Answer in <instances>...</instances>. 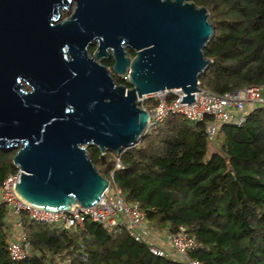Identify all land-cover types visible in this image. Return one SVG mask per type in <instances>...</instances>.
<instances>
[{"label": "water", "instance_id": "obj_1", "mask_svg": "<svg viewBox=\"0 0 264 264\" xmlns=\"http://www.w3.org/2000/svg\"><path fill=\"white\" fill-rule=\"evenodd\" d=\"M213 34L187 0H0V151H14L17 196L55 213L101 201L110 181L86 148L103 158L141 142L144 95L179 89L192 103ZM126 74L129 88L114 80Z\"/></svg>", "mask_w": 264, "mask_h": 264}, {"label": "trees", "instance_id": "obj_2", "mask_svg": "<svg viewBox=\"0 0 264 264\" xmlns=\"http://www.w3.org/2000/svg\"><path fill=\"white\" fill-rule=\"evenodd\" d=\"M187 1L205 8L214 27L203 49L211 63L199 77L200 88L222 96L264 86V0ZM116 82L129 88L126 80ZM207 121L171 114L118 157L106 152L101 158L94 146L86 151L124 201L139 205L154 234L185 229L195 243L191 259L264 264V104L250 108L240 127L222 124L213 142L205 135ZM13 155L0 151V185L16 171ZM21 229L28 257L13 260L8 244L15 228L0 202V264H184L153 255L145 239L135 241L124 228L107 233L88 219L82 229L64 230L23 213Z\"/></svg>", "mask_w": 264, "mask_h": 264}, {"label": "built area", "instance_id": "obj_3", "mask_svg": "<svg viewBox=\"0 0 264 264\" xmlns=\"http://www.w3.org/2000/svg\"><path fill=\"white\" fill-rule=\"evenodd\" d=\"M193 93L192 103H180L185 94L179 90H170L144 95L138 98V107L149 116L148 129H157L163 120L171 114L179 115L189 122L208 121L205 123V135L213 142L222 124H232L240 127L245 120L247 111L255 105L264 104V86L248 87L234 93L217 96L200 88ZM115 168L119 169L117 162ZM20 171L9 174L0 185V202L5 204L15 220V226L20 230L17 238L8 244V253L13 260H23L28 257L29 243L21 229V214L40 224L56 226L60 229L83 228L85 219L100 225L107 233H114L118 228H124L135 241L146 240L149 251L156 256H173L184 264H199L188 256L195 246L185 229L180 226L172 232H165L164 237L169 247L160 248L159 240L145 223V215L137 203H126L119 189L110 182L102 200L96 205L84 208L73 206L67 213L49 212L34 208L23 202L15 192V185L20 178ZM113 173L111 174V176ZM167 246V245H165ZM64 264H71L66 260Z\"/></svg>", "mask_w": 264, "mask_h": 264}, {"label": "flooded vegetation", "instance_id": "obj_4", "mask_svg": "<svg viewBox=\"0 0 264 264\" xmlns=\"http://www.w3.org/2000/svg\"><path fill=\"white\" fill-rule=\"evenodd\" d=\"M73 10H74V4L73 3H71L70 4V7H69V9L68 10H65V11H61L60 12V18H59V20H58V22H61V21H64V20H66L72 13H73ZM62 14H65V17L63 18L62 16ZM95 49H96V45L94 46V47H89L88 48V51H89V56H91L93 53H94V51H95ZM128 52H129V54L130 53H132L133 55H134V53L131 51V50H129L128 49ZM130 57L131 58H133L134 56H132L131 54H130ZM112 62V64H110ZM100 64L101 65H103L110 73L112 72V66H113V59H112V57H111V54H110V57L109 58H107V59H105V60H102L101 62H100ZM114 80H115V82H116V80H118V81H121V80H126L127 81V74L126 75H122V76H115L114 77ZM21 83H22V85H23V89L25 90V91H30V88L25 84V82H23V81H21ZM117 83V82H116ZM119 85V84H118Z\"/></svg>", "mask_w": 264, "mask_h": 264}, {"label": "rangeland", "instance_id": "obj_5", "mask_svg": "<svg viewBox=\"0 0 264 264\" xmlns=\"http://www.w3.org/2000/svg\"><path fill=\"white\" fill-rule=\"evenodd\" d=\"M63 16V18L65 17V14H62ZM114 155H115V157H118V155H116L115 153H113ZM156 234H157V236H159V238H160V242H159V245L161 246V247H169V244H168V242L166 241V239H165V237H164V234H165V232H155ZM165 245H167V246H165Z\"/></svg>", "mask_w": 264, "mask_h": 264}, {"label": "crops", "instance_id": "obj_6", "mask_svg": "<svg viewBox=\"0 0 264 264\" xmlns=\"http://www.w3.org/2000/svg\"><path fill=\"white\" fill-rule=\"evenodd\" d=\"M8 211H9V210H8ZM9 218H10V220L12 221V224H13V226H14V228H15V234H14V236H13V238H12V240H15V239L17 238V235L19 234L20 230H19L18 228H16V226H15V220H14V218L11 216L10 212H9ZM155 236H156V238H157V237L159 238V236H157L156 233H155ZM12 240H11V241H12ZM157 245H159V244H157ZM159 247L162 248V249L165 248L164 246L161 247L160 245H159ZM167 248H168V247H167ZM172 258H173V257H172Z\"/></svg>", "mask_w": 264, "mask_h": 264}]
</instances>
